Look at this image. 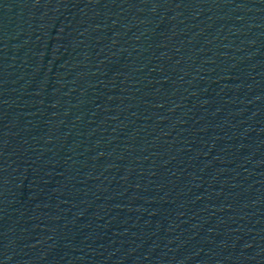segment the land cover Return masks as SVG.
<instances>
[{
	"label": "water",
	"instance_id": "95a60500",
	"mask_svg": "<svg viewBox=\"0 0 264 264\" xmlns=\"http://www.w3.org/2000/svg\"><path fill=\"white\" fill-rule=\"evenodd\" d=\"M0 264H264V0H0Z\"/></svg>",
	"mask_w": 264,
	"mask_h": 264
}]
</instances>
